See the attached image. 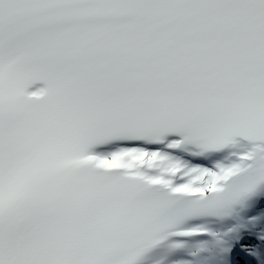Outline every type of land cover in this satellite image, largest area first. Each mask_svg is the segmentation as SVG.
I'll use <instances>...</instances> for the list:
<instances>
[{
  "label": "snow or ice",
  "instance_id": "obj_1",
  "mask_svg": "<svg viewBox=\"0 0 264 264\" xmlns=\"http://www.w3.org/2000/svg\"><path fill=\"white\" fill-rule=\"evenodd\" d=\"M0 264H264V0H0Z\"/></svg>",
  "mask_w": 264,
  "mask_h": 264
}]
</instances>
